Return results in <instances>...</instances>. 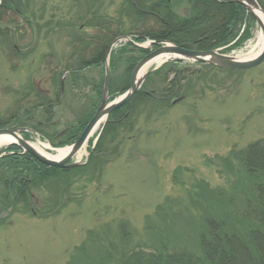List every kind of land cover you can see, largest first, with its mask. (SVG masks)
Returning <instances> with one entry per match:
<instances>
[{"label":"rangeland","instance_id":"rangeland-1","mask_svg":"<svg viewBox=\"0 0 264 264\" xmlns=\"http://www.w3.org/2000/svg\"><path fill=\"white\" fill-rule=\"evenodd\" d=\"M157 2L9 0L0 18V127L26 128L21 136L48 144L50 154L69 146L53 147L50 140L83 123L96 109L100 98L91 82L103 66L84 70L89 84L78 89L69 85V72L98 56L107 59L109 68L107 50L116 38L161 30L172 12L187 14L186 0H169L170 8L161 10L154 9ZM248 24L250 35L239 46L229 42L211 49L235 57L258 51L260 29L254 18ZM122 41L112 44V50ZM125 58L115 61L113 91L129 80ZM192 62L178 64L169 58L150 66L145 88L162 99L139 103L130 121L105 136L92 155L98 127L93 141L85 144V154L71 159L77 163L74 168L37 177L28 172L17 181L15 194L3 193L0 185V264H102L98 257L115 254L108 248L111 241L120 246L130 240L127 226L131 241L146 240L147 222L157 224L151 237L157 232L163 238L177 236L178 247L188 245L193 252L195 233L203 235V222H209L203 213L215 216L219 198L233 197L235 186L245 192L249 187L244 185L257 178L251 173L255 167L245 161L227 165L220 158L233 147L256 142L264 146V62L239 72ZM175 98L181 101L172 105ZM47 106H52L49 117L41 110ZM27 109L35 110L41 131L32 122L13 124ZM255 202L259 208L261 202ZM174 213L177 219L168 235L163 227ZM228 216L231 225L251 229L254 238L261 236L255 225ZM229 229L223 227L221 234L235 235ZM258 262L249 254L241 264Z\"/></svg>","mask_w":264,"mask_h":264},{"label":"trees","instance_id":"trees-1","mask_svg":"<svg viewBox=\"0 0 264 264\" xmlns=\"http://www.w3.org/2000/svg\"><path fill=\"white\" fill-rule=\"evenodd\" d=\"M186 1L188 2L186 15L182 16L172 12V15L164 19V26L161 30L147 32L143 35H134L132 37L133 40L137 43H141L147 38L157 41L166 40L185 49L202 50L210 49L214 45L228 44L231 41H234L231 45L236 47L242 43V40L250 35V31L248 30L250 24H248V22L249 18L252 19V17L250 15L246 16V10L241 4L235 3L232 0ZM8 2L9 0H2L0 4V18L4 14L3 8H5ZM170 6L168 0H158V2L154 4V9H168ZM147 52V49L134 46L130 42L121 44L117 49L114 51L112 50L110 54L109 77L112 76L115 61L121 59L123 55L126 56L125 61L131 72L134 64ZM98 66H103L100 56L84 65L72 69L68 74L71 88L78 89L81 85L84 86L89 84L86 78L87 76L83 71L87 68H97ZM148 78L149 76L128 102L110 112L107 121L101 127V133L92 149V155L99 151L101 142L105 136H113L124 124L130 121L131 115L139 103L143 102L146 98L157 99L159 97L158 100L162 99L161 96H154L151 90L145 88ZM103 79L104 74L102 70L99 78L91 82L92 92L99 98H101L102 94ZM129 81L130 76L128 82L126 80L122 86L116 87L113 91L112 82L109 78L108 99L111 100L119 94L124 93L129 88ZM51 108L52 106H47L41 110L49 117L52 114ZM34 114L35 110L27 109L23 112L24 118H17L13 124L22 126L25 123L28 124L32 122V128L41 131L39 127L41 121L35 122ZM92 114H90L83 123L78 122L76 126L66 129L65 132L61 133L60 137H52L50 140L51 144L57 147L75 141ZM46 120L49 122V118H46ZM0 153L3 154L0 157V185L5 194H15L18 186L17 181L25 177L28 172H32V174H34L33 177H37L41 174L45 175L51 171L58 170L57 168L42 164L32 155L22 152L21 149L15 145L1 148ZM237 159L242 160L238 161ZM220 160L227 163V165L235 161L238 165H241L245 161L246 163L244 162V165L250 168L251 166L255 167L254 171L251 169V173L257 178L254 180L251 178L250 183L244 186L249 187L252 192L256 191L251 193L249 189H245V192H242L240 190L241 187L235 186L233 190L237 194L239 192L238 196L232 190L231 194H235L233 197L219 198L218 204H216L218 212L215 216H213L210 211L206 210L203 213L205 216L202 215V217H208L209 222H206V220L203 222L205 226L202 232L203 235H200L199 231H197V234L195 233L196 238L192 241L193 252L190 251L192 248L188 247V245H181L182 247H178L176 244L177 236H174L175 238L173 239L163 238L161 237L163 234L157 232V237H151L149 232L150 230L156 231L154 228H157V224L152 225L147 222L146 232L148 231V234L146 240L131 241V228L127 226L128 231H126V233L130 240L119 242L120 246H118V243L114 240L111 241V246L108 248L114 251L115 254H111L109 251L111 255L108 257H98V261H102V264H241L242 260L245 261V258L247 260L248 255L252 254L254 263L259 261L258 264H264V146L256 142L249 144L243 149L233 147L229 151L228 156L221 157ZM239 168L241 167L239 166ZM230 169L234 172L232 168ZM255 187L257 188L255 189ZM250 197L251 199L249 200ZM255 199L261 202L259 208L256 207L257 204ZM228 214H233L237 219L240 218V220L245 221L251 228L255 225V229L260 232L261 236L254 238L253 234L250 233L251 229L246 232L242 227L231 225L230 222L233 221L229 220ZM250 214L251 218L249 216ZM176 219L177 215L174 213V218H172L171 223L164 224V233L169 235V233L173 231ZM234 224H238V221L234 222ZM211 226H213V228H219V232H214ZM223 227L226 229L227 227L230 228L229 231L235 233V235H222L221 229ZM159 230L162 229L159 228ZM200 237L201 243L199 242ZM248 244H253L254 247L249 248Z\"/></svg>","mask_w":264,"mask_h":264},{"label":"water","instance_id":"water-1","mask_svg":"<svg viewBox=\"0 0 264 264\" xmlns=\"http://www.w3.org/2000/svg\"><path fill=\"white\" fill-rule=\"evenodd\" d=\"M236 3L242 4L251 13V15L256 20L259 26L261 37H262V47L259 53L250 59H240L233 55H228L221 53L219 49H209V50H191L185 49L169 42H156L150 41L148 46L138 45L141 48H148L149 52L145 54L134 66L130 77V86L127 91L121 94L119 97L112 101H107V89H108V69L105 67V74L103 79V87L101 94V101L94 111L93 115L86 123L85 127L81 131L80 135L73 142L69 148V152L61 159L55 160L48 158L39 154L28 141L23 139L20 132L27 130L26 128H0V134H10L15 138V141L9 144L16 145L24 152L31 154L39 162L57 168H72L77 165L75 162H69L77 152L86 144L88 138L93 134L98 125L104 121L108 114L116 108H119L125 102L129 101L130 98L140 89L144 79L148 73L153 70H146L143 74L138 76L140 69L152 58L156 57L161 53H171L176 55L175 57L182 60L193 61L196 63L208 64L218 68L233 69V70H243L252 68L260 64L264 60V5L259 0H233ZM258 10L262 14V18L257 16L254 12ZM124 39L131 41L128 37H123ZM122 37L116 38L112 44L117 40L123 39ZM112 44L108 47L107 54L111 49ZM152 45H158L157 48L152 49ZM156 68V67H154Z\"/></svg>","mask_w":264,"mask_h":264},{"label":"bare ground","instance_id":"bare-ground-1","mask_svg":"<svg viewBox=\"0 0 264 264\" xmlns=\"http://www.w3.org/2000/svg\"><path fill=\"white\" fill-rule=\"evenodd\" d=\"M254 12L257 16H259L260 18H262V14L258 11V10H255L254 9ZM131 37H133L134 35H130ZM146 40V39H145ZM143 40L141 43H139L140 45H142L144 43ZM149 45V42L148 44H145V46ZM144 46V45H143ZM158 46L156 45H152L151 48L152 49H155L157 48ZM261 47H262V37L261 35L259 36V47H258V51L256 52H253V51H250V53L246 54L245 56L243 57H240V59H250V58H253L255 57L259 51L261 50ZM191 50H196V49H191ZM198 50V49H197ZM202 50H206V49H202ZM175 56L174 54H171V53H161L159 55H157L156 57L150 59L139 71L138 73V76H140L141 74H143L150 66H152L153 64H160L162 63L163 61L169 59V58H172L174 60V63H176V60H175ZM109 57V55H108ZM110 59V57H109ZM103 60V59H102ZM107 59L103 60V74H105V63H106ZM138 62V61H137ZM136 62V63H137ZM136 63L134 64V66L136 65ZM134 66L132 67V69L134 68ZM132 69H131V72H132ZM131 75V74H130ZM108 78L112 79V76L109 77V72H108ZM113 80V79H112ZM134 96V95H133ZM132 96V97H133ZM131 99V98H130ZM129 99V100H130ZM128 102V101H127ZM126 103V102H125ZM124 105V104H123ZM100 126V124L98 125ZM20 136V134H18ZM15 141V138L13 136H11L10 134H0V147L2 146H5L7 144H9L10 142H13ZM29 144L41 155L43 156H46L48 158H51V159H55V160H58V159H61L62 157H64L70 150V148L67 146V147H63V148H58L56 149L55 153L54 154H50L47 152V148L49 147L48 144L46 143H40V142H33V143H30ZM85 145L77 152V157L78 158H81L83 156V154H85Z\"/></svg>","mask_w":264,"mask_h":264},{"label":"flooded vegetation","instance_id":"flooded-vegetation-1","mask_svg":"<svg viewBox=\"0 0 264 264\" xmlns=\"http://www.w3.org/2000/svg\"><path fill=\"white\" fill-rule=\"evenodd\" d=\"M262 1L264 2V0H262ZM263 62H264V61H263ZM263 62H262V63H263ZM262 63H260V64H262ZM260 64H259V65H260ZM259 65H258V66H259ZM182 97H183V96H182ZM158 98H159V97H158ZM160 98H161V97H160ZM176 99H177V98L174 99L175 101L173 100L174 102L172 103V105H174V104H176V103H179V102L181 101V100H180L181 98H180V99H177V100H176ZM182 99H183V98H182Z\"/></svg>","mask_w":264,"mask_h":264}]
</instances>
